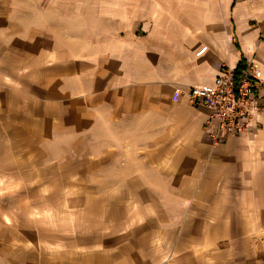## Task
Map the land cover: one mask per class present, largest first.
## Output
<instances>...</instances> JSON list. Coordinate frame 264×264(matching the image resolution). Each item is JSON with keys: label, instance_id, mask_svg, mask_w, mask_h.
I'll return each mask as SVG.
<instances>
[{"label": "crops", "instance_id": "0c3cea01", "mask_svg": "<svg viewBox=\"0 0 264 264\" xmlns=\"http://www.w3.org/2000/svg\"><path fill=\"white\" fill-rule=\"evenodd\" d=\"M237 1L0 0V264H264V109L231 135L176 92L253 59L264 105Z\"/></svg>", "mask_w": 264, "mask_h": 264}, {"label": "built area", "instance_id": "2783aa9c", "mask_svg": "<svg viewBox=\"0 0 264 264\" xmlns=\"http://www.w3.org/2000/svg\"><path fill=\"white\" fill-rule=\"evenodd\" d=\"M236 67L222 66L210 86L189 87L176 92L192 106L208 107L217 131L251 135L257 128L255 120L264 109L259 94L260 79L253 59H247L239 69Z\"/></svg>", "mask_w": 264, "mask_h": 264}, {"label": "rangeland", "instance_id": "374dc122", "mask_svg": "<svg viewBox=\"0 0 264 264\" xmlns=\"http://www.w3.org/2000/svg\"><path fill=\"white\" fill-rule=\"evenodd\" d=\"M222 1H223V0H217V3H218V2H219V3H222ZM246 1H248V0H238V1H237V5H242V4H243L244 2H246ZM221 15H222L223 17H229V18H232V16H233L232 13H230V14H225V13H223L222 7H221ZM262 35H264V33H263Z\"/></svg>", "mask_w": 264, "mask_h": 264}, {"label": "trees", "instance_id": "16d2710c", "mask_svg": "<svg viewBox=\"0 0 264 264\" xmlns=\"http://www.w3.org/2000/svg\"><path fill=\"white\" fill-rule=\"evenodd\" d=\"M243 63H244V59H241V61L238 63L237 65V69L241 68L243 66Z\"/></svg>", "mask_w": 264, "mask_h": 264}]
</instances>
